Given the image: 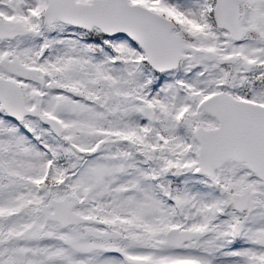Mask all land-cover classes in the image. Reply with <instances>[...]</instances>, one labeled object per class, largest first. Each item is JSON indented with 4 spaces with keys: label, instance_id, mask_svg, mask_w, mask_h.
<instances>
[{
    "label": "snow or ice",
    "instance_id": "6c2138e0",
    "mask_svg": "<svg viewBox=\"0 0 264 264\" xmlns=\"http://www.w3.org/2000/svg\"><path fill=\"white\" fill-rule=\"evenodd\" d=\"M0 264H264V0H0Z\"/></svg>",
    "mask_w": 264,
    "mask_h": 264
}]
</instances>
